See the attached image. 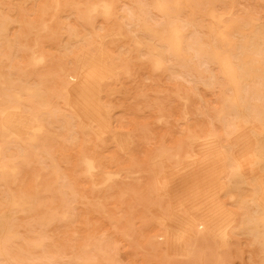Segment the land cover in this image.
I'll return each instance as SVG.
<instances>
[{"label": "bare ground", "instance_id": "obj_1", "mask_svg": "<svg viewBox=\"0 0 264 264\" xmlns=\"http://www.w3.org/2000/svg\"><path fill=\"white\" fill-rule=\"evenodd\" d=\"M240 1L0 0V264H111L105 224L136 222L141 264H264V0Z\"/></svg>", "mask_w": 264, "mask_h": 264}, {"label": "rangeland", "instance_id": "obj_2", "mask_svg": "<svg viewBox=\"0 0 264 264\" xmlns=\"http://www.w3.org/2000/svg\"><path fill=\"white\" fill-rule=\"evenodd\" d=\"M240 6L247 8L248 10L255 11L254 2L252 0H241ZM115 117L117 118L121 117L125 124H127V121L130 120L131 118L140 123H144L148 120V113L143 111L139 115L134 116L132 113H125L123 111L122 113H116ZM116 136L118 138H123L125 135L116 132ZM142 136L143 137L140 142H138L137 137H135V142L130 150V154L132 156L131 162L135 164V168L143 169L145 168L144 165L145 159L143 157L144 152L146 151L148 155L151 154V152L146 149L151 146L150 141L152 139L150 138V133L146 130L142 132ZM129 138L131 139L134 137L133 135H129ZM110 153L111 151H108V155H110ZM115 167H117V165ZM118 167L123 168V165L120 164L118 165ZM141 173L142 176L146 175L144 171H141ZM135 184L139 188L137 194L133 195L134 192L127 191L126 196L124 197V199H122V205H126L130 200H132L135 202L137 210H139L143 207V200L141 199V195L144 191L145 180L142 178V180L136 182ZM131 226L132 227L124 226L125 228L121 229V228H115L111 224H105L104 226L105 231H103V233L97 239L101 240V244L103 245L104 249L107 251L109 263L112 264V261H114L116 264H141L138 258L142 257L143 255H149L148 252L152 253V251L148 249L147 246H143L141 243L137 242V238H136L138 231L137 228L143 229V227H141V225L138 222L131 224ZM149 239H147L148 241L146 240L148 243H150L152 240L151 238ZM156 241L157 242L162 241V237H157ZM152 242L154 243L155 241L152 240ZM58 264H71V262H67L66 260H61ZM148 264H153V263H148ZM177 264H182V263H177ZM234 264H249V261L247 257L244 256L242 260H237L235 261Z\"/></svg>", "mask_w": 264, "mask_h": 264}]
</instances>
